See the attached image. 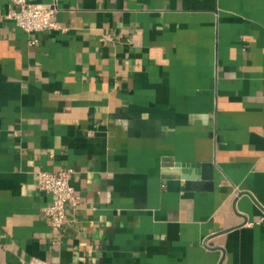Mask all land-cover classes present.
<instances>
[{
  "label": "crops",
  "instance_id": "0c3cea01",
  "mask_svg": "<svg viewBox=\"0 0 264 264\" xmlns=\"http://www.w3.org/2000/svg\"><path fill=\"white\" fill-rule=\"evenodd\" d=\"M27 1L57 28L0 0V264H264V0Z\"/></svg>",
  "mask_w": 264,
  "mask_h": 264
},
{
  "label": "built area",
  "instance_id": "2783aa9c",
  "mask_svg": "<svg viewBox=\"0 0 264 264\" xmlns=\"http://www.w3.org/2000/svg\"><path fill=\"white\" fill-rule=\"evenodd\" d=\"M14 4L17 7L12 9L8 18L13 20L16 26L23 31L42 33L57 28V23L54 21V7L45 8L29 3L27 0H14ZM74 174V169L65 168L54 173L42 171L37 177V184L41 191L53 198V202L43 209V214L50 225L58 231H62L68 222V207L76 208L80 203V198L72 185ZM28 264L50 263L32 258Z\"/></svg>",
  "mask_w": 264,
  "mask_h": 264
},
{
  "label": "water",
  "instance_id": "95a60500",
  "mask_svg": "<svg viewBox=\"0 0 264 264\" xmlns=\"http://www.w3.org/2000/svg\"><path fill=\"white\" fill-rule=\"evenodd\" d=\"M174 168H176V171H174L175 174L183 175L184 180L191 181V176H202L203 180L204 178L210 179L211 174L208 172L211 169V166L206 165H189V164H180L175 165ZM185 176V177H184Z\"/></svg>",
  "mask_w": 264,
  "mask_h": 264
}]
</instances>
